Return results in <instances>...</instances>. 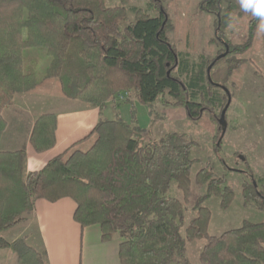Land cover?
Listing matches in <instances>:
<instances>
[{"label":"trees","instance_id":"obj_1","mask_svg":"<svg viewBox=\"0 0 264 264\" xmlns=\"http://www.w3.org/2000/svg\"><path fill=\"white\" fill-rule=\"evenodd\" d=\"M106 1L0 0V134L7 126L4 109L17 94L47 89L102 108L126 93L149 107L160 101L182 108L187 120L212 135L218 155L225 130L220 116L225 111V119L228 109V94L218 90L227 88L242 68L245 60L235 56L249 52L257 19L251 17L240 30L242 37L234 36L241 44L223 42L233 15H243L239 0H203L204 10L215 16L214 36L223 49L196 64L168 39L161 8L166 0H151L156 16L136 10L132 20L123 5ZM27 49L49 58L43 73L37 70L39 57L23 55ZM56 127L53 113L36 118L29 135L35 152L54 147ZM196 146L176 132L153 138L133 118L130 123L100 120L39 171H26L24 148L0 151V250L12 251L16 264H47L41 245L25 237L9 241L1 234L25 221L36 200L68 198L75 203L73 219L81 229L96 225L102 242L119 239L121 264H192L186 252L193 241H203L198 264H264V220L243 221L219 236L209 235L211 212L204 203L216 198L226 210L236 196L209 166L195 175L205 192L193 206L195 216L184 224L195 163L190 153ZM172 185L180 199L169 195ZM241 198L244 207L264 213V195L255 182L242 186Z\"/></svg>","mask_w":264,"mask_h":264},{"label":"rangeland","instance_id":"obj_2","mask_svg":"<svg viewBox=\"0 0 264 264\" xmlns=\"http://www.w3.org/2000/svg\"><path fill=\"white\" fill-rule=\"evenodd\" d=\"M202 3L203 0H166L161 3V8L167 15L169 27L167 36L170 43L179 53L186 55L191 62L196 64L200 63L201 59H214L223 49L222 42L216 41L214 36L215 16L205 11ZM106 4L108 6L123 5L127 10L129 20L133 19L136 10L144 11L151 16L158 14L151 0H107ZM251 17L250 13L243 12L242 16L235 13L232 17L235 21V28L225 29L223 42L232 40L233 45L241 44L235 37L237 34L242 37L243 33L239 34V32L249 24ZM257 33L249 52L235 56L245 61L240 68L242 71L236 70L226 86L232 97L226 112L225 130L218 155L213 150L212 135L199 125L181 119H176L174 122L161 121L166 133H180L197 143L190 153V159L195 160V163L191 168L189 204L185 206L183 214L185 225L195 216L193 206L197 198L205 192L204 187H199L195 183V175L200 169L206 166L211 167L217 176L225 179V185L236 194L233 203L226 210L220 208L219 199L216 198H210L204 203L211 212L208 229L210 236H219L224 231L237 228L243 221L258 223L264 220L263 212L252 207H244L241 198L242 186L249 185L251 182H255L258 191L264 195V33L258 31ZM23 55L40 58L41 62L37 69L40 73H43L49 64V58L39 50L27 49ZM50 88L53 89L55 86L52 85ZM49 92L43 89L25 96L15 95L12 105L7 106L3 112L7 125L5 131L0 134V139L4 140L3 147L10 150L24 148L25 133H27V126L32 116L45 113L58 115L60 111L72 109L74 106H90L84 102L67 100L56 92ZM224 92L221 89L218 90L221 96ZM126 95L128 94L119 93L116 98L121 99L122 97L126 100ZM21 98L26 99L21 100ZM161 106L168 107L159 101L151 109L152 113L156 114V118L159 116L163 119L165 118L163 117L164 110L162 111ZM147 108H149L147 105L139 102L128 105L127 113L122 115V119L131 122L134 118L139 126H144L145 122H149ZM169 195L181 198L174 185L170 188ZM30 214L26 215L25 221L2 233L1 237L9 241L15 240L16 237L17 239L27 237V243L33 241L36 234L29 220ZM181 235H184V228L181 229ZM202 246L203 241L187 243L186 255L192 264H198V255ZM15 263L16 258H12L6 264Z\"/></svg>","mask_w":264,"mask_h":264},{"label":"crops","instance_id":"obj_3","mask_svg":"<svg viewBox=\"0 0 264 264\" xmlns=\"http://www.w3.org/2000/svg\"><path fill=\"white\" fill-rule=\"evenodd\" d=\"M126 96V100L119 97V99L107 102L102 108L74 106L72 109L60 111L56 115L55 145L43 153L35 152L29 143L30 132L39 115L32 116L29 127L27 126V133H25L26 171L41 170L51 159L87 136L100 120L121 119L124 121L122 115L127 113L128 105L137 103L132 97ZM25 99L21 98V100ZM151 107L147 108L149 122H145L144 126L136 124L143 131L151 130L153 138H160L166 134L161 121L174 122L176 119L187 121L185 112L180 107L168 106L165 108L161 106L162 111L164 110L163 117L165 118L163 119L159 116L156 118ZM3 144L4 140L0 139V151H10L9 148L3 147ZM74 210L75 203L68 198L55 203L45 200L34 202L29 220L34 227L36 236L29 243L34 246H42L45 250L47 264H121L118 257L119 239L114 238L109 242H102L100 228L96 225L81 229L73 219ZM25 238L27 239V237ZM12 258H16L12 251L0 250V264H6Z\"/></svg>","mask_w":264,"mask_h":264},{"label":"clouds","instance_id":"obj_4","mask_svg":"<svg viewBox=\"0 0 264 264\" xmlns=\"http://www.w3.org/2000/svg\"><path fill=\"white\" fill-rule=\"evenodd\" d=\"M240 8L245 13H250L258 21L257 31L264 33V0H239ZM228 28H235V21L232 18L227 24Z\"/></svg>","mask_w":264,"mask_h":264},{"label":"water","instance_id":"obj_5","mask_svg":"<svg viewBox=\"0 0 264 264\" xmlns=\"http://www.w3.org/2000/svg\"><path fill=\"white\" fill-rule=\"evenodd\" d=\"M224 55H225V54H224ZM224 55H222V56H224ZM223 90L225 91L226 94H228V97H227L228 102H227V105H226V107H225V109H227L228 106H229V104H230L231 98H230V96H229V93H228L227 89L224 88ZM224 114H225V111L222 112V114H221V116H220V121H221V123H222V125L224 126V129H225V119H224ZM240 159L243 160V157L240 156Z\"/></svg>","mask_w":264,"mask_h":264}]
</instances>
